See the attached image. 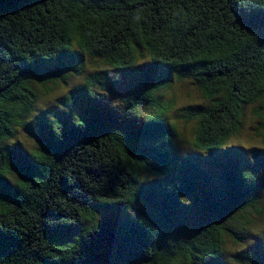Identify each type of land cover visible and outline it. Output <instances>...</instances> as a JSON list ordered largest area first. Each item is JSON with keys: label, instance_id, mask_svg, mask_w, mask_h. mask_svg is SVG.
<instances>
[{"label": "trees", "instance_id": "trees-1", "mask_svg": "<svg viewBox=\"0 0 264 264\" xmlns=\"http://www.w3.org/2000/svg\"><path fill=\"white\" fill-rule=\"evenodd\" d=\"M88 69L70 113L33 114ZM176 81L204 99L183 118L210 170L174 157L161 95ZM249 106L264 119V0H0V264H228L238 219L264 216V160L242 165L230 143ZM29 118L45 148L19 164L8 143L36 136Z\"/></svg>", "mask_w": 264, "mask_h": 264}, {"label": "rangeland", "instance_id": "rangeland-1", "mask_svg": "<svg viewBox=\"0 0 264 264\" xmlns=\"http://www.w3.org/2000/svg\"><path fill=\"white\" fill-rule=\"evenodd\" d=\"M95 71V67H94ZM93 69H88L81 76H73L68 79L67 83L64 86H59L49 94H41L37 101V109L39 111H34V115H42L43 118L47 119L52 114L56 113V111H60L61 113L68 114L71 112L65 105V99L67 96H70L74 93V88L84 84L85 76L92 74ZM112 75H115V72H111ZM132 79V78H131ZM99 93L104 94V101H107L109 104L118 108L122 105L119 98L111 95L105 94L102 90L98 91ZM166 100H173L174 106L170 113L167 114L166 118L171 126L170 138L171 144L173 147L174 157L178 161H183L182 156L193 155L197 157L200 155L202 157V161L198 160L197 165L202 170H210V165L205 163V157L211 158V156L194 146V141L196 138V133L194 128L196 126V120L185 121L183 118L184 113L187 109H198L201 105H203L204 99L201 94L198 92L197 88L190 82L185 81L178 83L176 81L172 88L162 94ZM151 111L146 108H141L139 110V115L141 119V123L147 121V118L150 116ZM29 118V128L31 131L36 133V136H31L30 132H25L21 130L17 132L16 138L18 140H13L8 143V149H10L11 154L17 159L19 164H24L27 159L32 157L36 151L40 152V148H45L44 141L39 140L37 138L43 139V128H40L41 120L39 118L35 119V125L31 124ZM264 119L263 116L258 118V116L254 115L251 112L250 106L248 107L245 116L243 117V125L241 133L234 137L230 143L236 146H240L243 149L242 155L237 157L236 161H238L242 165H251L262 162L264 160V141L260 137H256L255 134L263 131ZM216 158H220L217 154ZM210 160V159H209ZM224 161H232L230 159H223ZM222 160V161H223ZM203 165L201 168L200 165ZM185 166L182 164L179 166V169L184 168ZM212 172V171H211ZM14 175H18L17 171H13ZM143 178L147 183L153 181L154 179L152 175L146 173L143 175ZM165 181L164 177H159L158 179H154V182L157 185H161ZM148 186V185H147ZM262 194L264 196V185L262 186ZM248 212L247 218L251 223L246 222L244 218H239L238 221L243 225L235 224V222L229 221L230 225L238 230L247 229L248 234L244 236L242 242L235 243L232 237H227V242L224 247V258L228 262V264H246L247 259L244 258L243 254L246 251H250L251 248L254 251L256 247L260 250V246L264 245V216H257L253 214L250 216ZM262 252V250H260ZM259 264H263L262 261H257Z\"/></svg>", "mask_w": 264, "mask_h": 264}]
</instances>
